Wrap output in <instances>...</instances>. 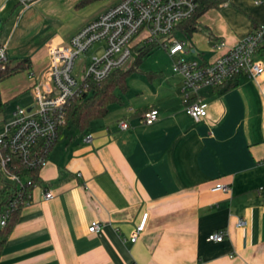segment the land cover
I'll use <instances>...</instances> for the list:
<instances>
[{"label": "crops", "instance_id": "obj_1", "mask_svg": "<svg viewBox=\"0 0 264 264\" xmlns=\"http://www.w3.org/2000/svg\"><path fill=\"white\" fill-rule=\"evenodd\" d=\"M82 1L33 0L24 6L0 0L6 60L30 61L27 70L0 80V132L7 106L31 105L30 87L48 65V46L66 44L119 0ZM209 1L194 29L183 21L172 32L183 42L184 59L212 61L264 26V2ZM219 41L224 47L213 49ZM253 59L264 69V49ZM233 83L201 88L206 115L193 121L171 68L131 71L118 102L83 134L67 133L69 123L59 131L38 169L42 185L31 190L0 246V264H264V70L255 80L238 76ZM150 108L158 118L144 125L142 115ZM120 119L130 127L118 130ZM85 133L91 142L82 141ZM216 183L227 190H211ZM43 189L52 198L44 200ZM144 213L143 229L132 242ZM93 221L100 230L90 233ZM215 231H223V239L207 241Z\"/></svg>", "mask_w": 264, "mask_h": 264}, {"label": "built area", "instance_id": "obj_2", "mask_svg": "<svg viewBox=\"0 0 264 264\" xmlns=\"http://www.w3.org/2000/svg\"><path fill=\"white\" fill-rule=\"evenodd\" d=\"M32 1L20 0L24 6ZM253 2L258 4L264 0ZM196 9L195 0H119L77 30L66 44L48 46V65L30 87L31 105L15 107L0 132V230L12 210L26 204L31 190L37 186L32 181V171L43 164L59 128L65 124V108L87 91L89 81L100 82L113 69L124 66L136 48L155 43L165 50L171 59V72L181 79L184 112L193 121L206 115V104L198 93L201 88L231 83L238 76L255 80L262 74L263 66L253 59L258 49H264L262 25L225 48L212 61L198 63L184 59L183 42L172 38V32L178 23L190 19ZM93 44L96 45L91 55L80 59L75 68V60ZM224 45L219 41L212 48L218 50ZM5 60L4 49L0 47V63ZM157 118L156 108H150L143 113L141 121L150 125ZM115 125L118 130L130 127L124 119L117 120ZM91 139L90 133L82 136L83 142L89 143ZM211 190L224 191L227 187L216 183ZM42 197L52 198L51 191L43 189ZM145 218L146 213L130 241L142 231ZM243 223L238 220L236 225ZM99 230L100 225L95 221L87 227L90 233ZM223 237V231H215L206 240L220 242Z\"/></svg>", "mask_w": 264, "mask_h": 264}, {"label": "trees", "instance_id": "obj_3", "mask_svg": "<svg viewBox=\"0 0 264 264\" xmlns=\"http://www.w3.org/2000/svg\"><path fill=\"white\" fill-rule=\"evenodd\" d=\"M89 0H83L84 3ZM212 3L209 0H198V5L193 16L184 21V25L190 31L194 29V19L206 8L210 7ZM156 46L155 43L146 45L144 48H136L137 58L132 62H127L124 66L113 69L110 74L100 82L89 81L87 83V91L82 93L78 98L72 100L65 108V124L59 128V131L68 123H71L79 133L83 134L88 128L91 121L101 118L107 112L110 104L118 102L119 94L123 93L126 89L125 80L129 73L136 70V66L143 54L149 52L151 48ZM30 67L28 58L18 59L15 62L5 60L0 63V80L8 77L9 75L27 70ZM234 83H225L218 87H229ZM58 131V133H59ZM32 181L36 185H42L38 177V169L32 171ZM31 190V189H30ZM21 206L14 208L6 222L3 229L0 230V246L4 242L7 231L13 225L17 213Z\"/></svg>", "mask_w": 264, "mask_h": 264}, {"label": "rangeland", "instance_id": "obj_4", "mask_svg": "<svg viewBox=\"0 0 264 264\" xmlns=\"http://www.w3.org/2000/svg\"><path fill=\"white\" fill-rule=\"evenodd\" d=\"M185 41V40H184ZM96 44H93L92 48L87 50L84 54H81L76 60H75V68L79 63L80 59H84L87 58L89 55H91L92 49ZM96 54H99V51L95 52ZM137 58L136 56V52L135 51H131L130 53V58L128 60V62H132ZM170 68V64H169V59L168 56L165 52V50L161 47H153L145 56H142L140 58V62L137 64L135 69H139V70H149V69H164L166 71H168ZM22 80L25 81V73L23 75H21ZM28 98V95L27 97ZM17 104H15L14 102L12 104H10L9 106L6 107L5 110V114H4V118L6 119V122L9 120L7 118V113L12 109H14V107ZM22 106H25L23 104H21ZM67 133L73 134L75 136L79 135V133L75 130L74 126L69 123L68 127L66 128Z\"/></svg>", "mask_w": 264, "mask_h": 264}]
</instances>
